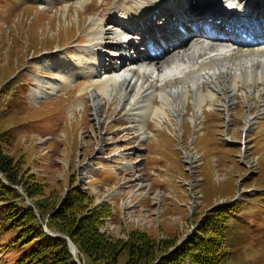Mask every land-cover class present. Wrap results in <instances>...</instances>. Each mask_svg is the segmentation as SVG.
I'll return each instance as SVG.
<instances>
[{
	"label": "rangeland",
	"instance_id": "374dc122",
	"mask_svg": "<svg viewBox=\"0 0 264 264\" xmlns=\"http://www.w3.org/2000/svg\"><path fill=\"white\" fill-rule=\"evenodd\" d=\"M79 2L0 0V132L13 136L3 142L7 152L25 158L48 192L65 197L74 175L75 187L91 190L96 205L110 203L102 231L116 239L142 230L158 239L177 235L181 244L210 209L236 201L223 264H264V86L248 92L240 85L230 116L222 95L199 117L190 99L183 117L150 121L145 138L129 130L117 104L104 108L98 123L82 77L35 104L37 78L58 75L43 63L76 56L93 19L107 18L114 6ZM251 115L244 153L238 143ZM0 240V264H12L19 249L3 247L7 236ZM128 258L123 253L119 264Z\"/></svg>",
	"mask_w": 264,
	"mask_h": 264
},
{
	"label": "bare ground",
	"instance_id": "6f19581e",
	"mask_svg": "<svg viewBox=\"0 0 264 264\" xmlns=\"http://www.w3.org/2000/svg\"><path fill=\"white\" fill-rule=\"evenodd\" d=\"M88 1L79 3L84 7ZM195 4H204L203 10L228 8L236 14L245 10L255 20H264V0H113L107 18L93 19L87 44L76 56L55 55L43 63L58 75L54 80L37 78L35 104L82 77L88 81L83 91L92 102L95 120L101 123L102 110L117 104L129 130L140 138L147 136L150 121L161 124L170 114L183 117L190 99L199 117L222 95L230 116L240 85L248 92L264 86V43L230 48L228 37L210 41L199 33L191 39L187 37L192 33H167L176 22L188 30L191 21L186 22L185 9ZM162 42L168 47L160 51ZM255 119L249 117L244 133Z\"/></svg>",
	"mask_w": 264,
	"mask_h": 264
},
{
	"label": "trees",
	"instance_id": "16d2710c",
	"mask_svg": "<svg viewBox=\"0 0 264 264\" xmlns=\"http://www.w3.org/2000/svg\"><path fill=\"white\" fill-rule=\"evenodd\" d=\"M10 138L11 133L0 132V238L7 236L6 249H19L12 264H79L62 236L77 245L84 264H119L125 252V264H223L227 258L236 201L210 209L181 244L177 235L158 239L142 230L116 239L102 231L113 215L110 203L96 205L91 190L75 187L74 175L65 197L57 189L48 192L47 185L25 169V158L7 152L3 142Z\"/></svg>",
	"mask_w": 264,
	"mask_h": 264
},
{
	"label": "water",
	"instance_id": "95a60500",
	"mask_svg": "<svg viewBox=\"0 0 264 264\" xmlns=\"http://www.w3.org/2000/svg\"><path fill=\"white\" fill-rule=\"evenodd\" d=\"M64 239L68 240L70 243V246L72 248L73 255L76 257V260L79 264H82L80 260L77 258V253H78V247L77 245L69 238V237H63Z\"/></svg>",
	"mask_w": 264,
	"mask_h": 264
}]
</instances>
